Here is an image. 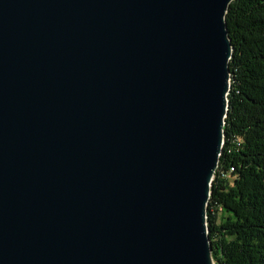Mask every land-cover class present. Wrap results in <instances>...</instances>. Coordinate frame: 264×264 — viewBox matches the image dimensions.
Wrapping results in <instances>:
<instances>
[{"label": "water", "instance_id": "water-1", "mask_svg": "<svg viewBox=\"0 0 264 264\" xmlns=\"http://www.w3.org/2000/svg\"><path fill=\"white\" fill-rule=\"evenodd\" d=\"M233 0H0V264H216Z\"/></svg>", "mask_w": 264, "mask_h": 264}, {"label": "trees", "instance_id": "trees-1", "mask_svg": "<svg viewBox=\"0 0 264 264\" xmlns=\"http://www.w3.org/2000/svg\"><path fill=\"white\" fill-rule=\"evenodd\" d=\"M226 22L231 90L209 237L216 264H264V0H233Z\"/></svg>", "mask_w": 264, "mask_h": 264}, {"label": "rangeland", "instance_id": "rangeland-1", "mask_svg": "<svg viewBox=\"0 0 264 264\" xmlns=\"http://www.w3.org/2000/svg\"><path fill=\"white\" fill-rule=\"evenodd\" d=\"M227 214L225 212H220L219 213V222H223L226 218Z\"/></svg>", "mask_w": 264, "mask_h": 264}]
</instances>
